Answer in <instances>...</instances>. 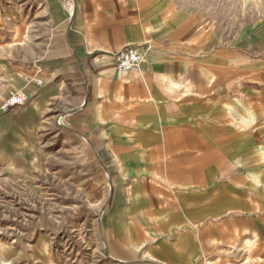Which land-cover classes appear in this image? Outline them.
I'll return each instance as SVG.
<instances>
[{
  "label": "crops",
  "instance_id": "crops-1",
  "mask_svg": "<svg viewBox=\"0 0 264 264\" xmlns=\"http://www.w3.org/2000/svg\"><path fill=\"white\" fill-rule=\"evenodd\" d=\"M0 1V107L31 96L0 109V174L104 179L112 264H264V17L219 31L182 0ZM128 45L140 70L118 72ZM16 254L0 241V264Z\"/></svg>",
  "mask_w": 264,
  "mask_h": 264
},
{
  "label": "rangeland",
  "instance_id": "rangeland-1",
  "mask_svg": "<svg viewBox=\"0 0 264 264\" xmlns=\"http://www.w3.org/2000/svg\"><path fill=\"white\" fill-rule=\"evenodd\" d=\"M182 1L196 7L204 24L219 31L233 30L253 15L264 17V0ZM74 183L35 191L0 174V241L18 253L1 264H112L97 234L109 188L104 179L101 188L73 187ZM40 239H47L43 257L37 247Z\"/></svg>",
  "mask_w": 264,
  "mask_h": 264
},
{
  "label": "built area",
  "instance_id": "built-area-1",
  "mask_svg": "<svg viewBox=\"0 0 264 264\" xmlns=\"http://www.w3.org/2000/svg\"><path fill=\"white\" fill-rule=\"evenodd\" d=\"M143 56L144 53L138 46L128 45L113 54L114 67L118 72L139 71ZM30 99L31 96L26 92L11 90L1 104L0 109L1 111H8L11 107L26 104Z\"/></svg>",
  "mask_w": 264,
  "mask_h": 264
}]
</instances>
